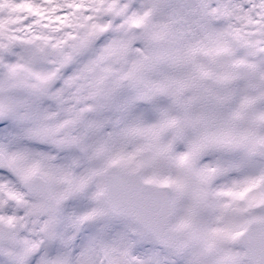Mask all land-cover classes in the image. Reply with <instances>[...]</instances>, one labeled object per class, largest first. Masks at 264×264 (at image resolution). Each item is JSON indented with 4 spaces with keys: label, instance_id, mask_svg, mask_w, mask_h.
<instances>
[{
    "label": "snow or ice",
    "instance_id": "6c2138e0",
    "mask_svg": "<svg viewBox=\"0 0 264 264\" xmlns=\"http://www.w3.org/2000/svg\"><path fill=\"white\" fill-rule=\"evenodd\" d=\"M0 264H264V0H0Z\"/></svg>",
    "mask_w": 264,
    "mask_h": 264
}]
</instances>
